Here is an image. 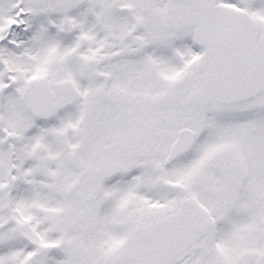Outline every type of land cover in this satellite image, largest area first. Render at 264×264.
<instances>
[{
  "label": "snow or ice",
  "instance_id": "1",
  "mask_svg": "<svg viewBox=\"0 0 264 264\" xmlns=\"http://www.w3.org/2000/svg\"><path fill=\"white\" fill-rule=\"evenodd\" d=\"M0 264H264V0H0Z\"/></svg>",
  "mask_w": 264,
  "mask_h": 264
}]
</instances>
